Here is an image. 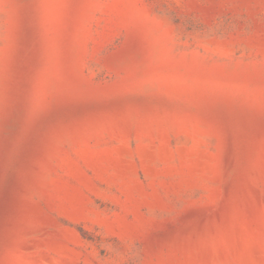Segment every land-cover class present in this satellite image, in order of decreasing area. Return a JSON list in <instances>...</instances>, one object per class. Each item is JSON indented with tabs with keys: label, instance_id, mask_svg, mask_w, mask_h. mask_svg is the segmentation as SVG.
I'll return each instance as SVG.
<instances>
[{
	"label": "rangeland",
	"instance_id": "374dc122",
	"mask_svg": "<svg viewBox=\"0 0 264 264\" xmlns=\"http://www.w3.org/2000/svg\"><path fill=\"white\" fill-rule=\"evenodd\" d=\"M0 264H264V0H0Z\"/></svg>",
	"mask_w": 264,
	"mask_h": 264
}]
</instances>
